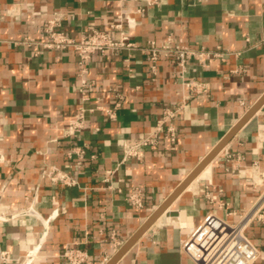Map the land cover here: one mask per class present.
Instances as JSON below:
<instances>
[{
  "label": "crops",
  "instance_id": "0c3cea01",
  "mask_svg": "<svg viewBox=\"0 0 264 264\" xmlns=\"http://www.w3.org/2000/svg\"><path fill=\"white\" fill-rule=\"evenodd\" d=\"M121 15L137 47L91 58L84 101L74 51L44 49L43 25L55 20L75 39L93 29L118 38L112 25ZM0 16V208L35 212L0 224V264H68L71 246L107 264L233 130L115 264H193L180 250L189 230L208 212L236 221L264 193V0H0ZM25 37L37 44H22ZM168 37L240 54L190 61L183 78L174 58L160 57L152 79L142 49ZM198 79L207 94L187 98L183 81ZM183 102L175 142L160 137L140 162L119 163L127 142L153 132L163 109ZM81 109L86 127L79 141L69 139ZM78 146L82 168L75 154L67 157ZM52 167L75 185L52 182L44 174ZM135 187L144 193L139 210L128 199ZM246 234L264 264V224Z\"/></svg>",
  "mask_w": 264,
  "mask_h": 264
},
{
  "label": "built area",
  "instance_id": "2783aa9c",
  "mask_svg": "<svg viewBox=\"0 0 264 264\" xmlns=\"http://www.w3.org/2000/svg\"><path fill=\"white\" fill-rule=\"evenodd\" d=\"M124 20L129 22L130 18L121 15L119 22L112 25V29L119 32L118 38L114 37L111 32L93 29L88 35L75 39L58 30L55 20H49L43 25V33L46 38L40 44L44 49L60 51L71 49L74 51L78 65L77 76L81 81L80 92L84 101L88 100L86 97L87 89L93 85L86 77L91 58L96 54L105 55L111 51L118 52L137 47L129 33L123 28ZM21 43L27 46L37 44L34 39L29 37L23 38ZM261 43L264 45V38ZM142 50L145 51L150 61L152 79L157 74L156 63L160 57L174 58L180 68V76L183 78V73L190 61L202 62L204 58L224 59L230 55L238 56L240 54V52L223 50L220 47L212 51L203 48L192 49L189 46L175 43L171 37H168L164 44L149 42ZM183 85L189 93L187 98L203 96L208 92L206 84L199 79L183 81ZM183 106L184 102L173 108H164L153 132L125 144L123 157L119 163L127 165L131 162H140L143 159L144 148L156 146L160 137L169 142H175L178 133L173 124V119ZM105 111L110 117L113 116L112 110ZM85 127V115L81 109L69 121L65 136L79 141V135ZM72 149L67 153V157L71 159L72 154H75V166L82 168L85 161L83 146ZM91 159H95V156H91ZM44 174L52 182L61 183L65 186L75 185V179L58 168L52 167L49 170H44ZM109 175L111 176L112 172H109ZM128 199L131 207L139 210L143 207L144 193L140 188L135 187L130 190ZM25 214H35V212L32 208L26 211H5L0 208V224H6ZM227 215H232V213ZM253 223L264 224V193L236 221H230L215 212H208L197 226L189 230L188 235L181 242L180 250L193 264H256L261 258V252L246 234L247 228ZM47 225L48 222H45L46 230ZM32 255L33 252L28 253L25 261H28ZM1 256L4 261L8 259L6 252L2 253ZM63 257L68 264H93L91 256L77 246L68 247L63 253Z\"/></svg>",
  "mask_w": 264,
  "mask_h": 264
},
{
  "label": "water",
  "instance_id": "95a60500",
  "mask_svg": "<svg viewBox=\"0 0 264 264\" xmlns=\"http://www.w3.org/2000/svg\"><path fill=\"white\" fill-rule=\"evenodd\" d=\"M264 99V98H263ZM259 104H257L254 108H252V110L248 113V115L246 116L249 117L258 107ZM245 118V119H246ZM245 120H243L239 126L244 122ZM235 132V130H233L216 148L215 150L200 164V166L194 170V172H192V174L188 177V179L176 190V192L147 220V222L140 228V230L133 236V238L126 244V246L116 255L114 256L107 264H115L118 259L120 258V256L122 255V253L125 251V249L130 246L151 224L152 222L155 220V218H157V216L163 211V209L171 202V200H173L177 194L183 189V187L186 185V183H188L190 180H192L197 173L203 168V166L208 163L215 155L216 153L221 149V147L227 142V140L232 136V134Z\"/></svg>",
  "mask_w": 264,
  "mask_h": 264
}]
</instances>
